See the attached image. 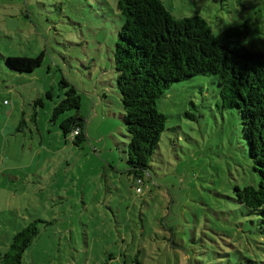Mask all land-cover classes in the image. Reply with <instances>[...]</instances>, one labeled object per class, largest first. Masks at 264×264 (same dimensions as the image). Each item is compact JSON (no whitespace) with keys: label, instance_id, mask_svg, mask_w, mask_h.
Masks as SVG:
<instances>
[{"label":"rangeland","instance_id":"374dc122","mask_svg":"<svg viewBox=\"0 0 264 264\" xmlns=\"http://www.w3.org/2000/svg\"><path fill=\"white\" fill-rule=\"evenodd\" d=\"M116 4L0 0V255L34 223L21 264H264L257 217L242 216L231 200L234 186H256L258 177L239 116L221 107L214 76L165 90L156 101L166 121L150 175L137 185L127 173L113 85ZM227 5L231 26H247L245 44L264 52V0ZM40 55L30 74L5 65L7 57ZM62 79L80 97L79 146L60 132L66 114L52 120L67 89Z\"/></svg>","mask_w":264,"mask_h":264},{"label":"trees","instance_id":"16d2710c","mask_svg":"<svg viewBox=\"0 0 264 264\" xmlns=\"http://www.w3.org/2000/svg\"><path fill=\"white\" fill-rule=\"evenodd\" d=\"M116 8L122 24L112 52L113 85L128 139L127 173L137 185L145 174L150 175L166 121L156 101L165 90L196 76H214L221 107L239 116L247 158L258 177L256 186H234L231 200L242 216L257 217L259 233L264 236V52L245 44L246 24L225 28L218 35L196 18L173 23L159 0H117ZM41 58L7 57L5 65L10 71L30 74L40 66ZM59 86L67 89L53 107L52 120L66 114L59 123L60 132L79 146L85 141L80 97L66 80L59 81ZM36 235L34 223L15 234L0 255V264H21ZM238 260L233 263L240 264ZM133 263L141 264L137 259ZM224 263L232 261L228 258Z\"/></svg>","mask_w":264,"mask_h":264},{"label":"clouds","instance_id":"9594fccd","mask_svg":"<svg viewBox=\"0 0 264 264\" xmlns=\"http://www.w3.org/2000/svg\"><path fill=\"white\" fill-rule=\"evenodd\" d=\"M163 11L175 24L198 19L210 31H220L234 24L225 11L227 0H159Z\"/></svg>","mask_w":264,"mask_h":264},{"label":"built area","instance_id":"2783aa9c","mask_svg":"<svg viewBox=\"0 0 264 264\" xmlns=\"http://www.w3.org/2000/svg\"><path fill=\"white\" fill-rule=\"evenodd\" d=\"M74 133L76 134L77 132L75 131Z\"/></svg>","mask_w":264,"mask_h":264}]
</instances>
